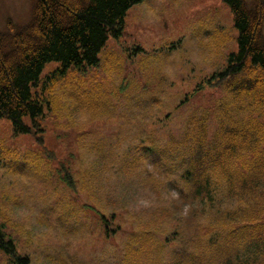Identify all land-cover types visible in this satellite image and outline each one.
Instances as JSON below:
<instances>
[{"label":"rangeland","instance_id":"rangeland-1","mask_svg":"<svg viewBox=\"0 0 264 264\" xmlns=\"http://www.w3.org/2000/svg\"><path fill=\"white\" fill-rule=\"evenodd\" d=\"M36 1L0 0L5 51ZM238 35L225 0H142L98 64L48 62L31 88L43 130L15 134L0 117V224L18 255L28 264H175L189 251L193 264L200 252L205 261L208 224L196 218L203 204L178 190L177 136L201 110L219 125L229 90L196 88L227 65ZM0 264L21 263L0 248Z\"/></svg>","mask_w":264,"mask_h":264},{"label":"trees","instance_id":"trees-1","mask_svg":"<svg viewBox=\"0 0 264 264\" xmlns=\"http://www.w3.org/2000/svg\"><path fill=\"white\" fill-rule=\"evenodd\" d=\"M140 1L37 0L32 21L13 37L9 51L0 34V117L11 120L15 134L43 130L38 119L43 105L31 88L38 86L45 65L98 64L109 34H122L127 10ZM225 1L239 31L238 50L204 84L223 85L230 97L221 117H213L219 125H206L208 113L202 111L197 125L191 118L179 131V192L186 201L203 204L196 218L208 224L206 247L198 224L197 244L207 252L205 261L197 255L195 264H264V0L251 7L245 0ZM63 179L72 185L68 169ZM0 248L18 263H29L1 224ZM191 259L188 251L175 264Z\"/></svg>","mask_w":264,"mask_h":264}]
</instances>
